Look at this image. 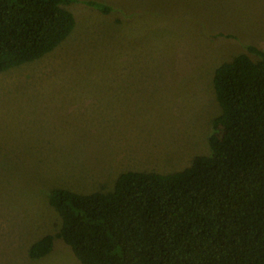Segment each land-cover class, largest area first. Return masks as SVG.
I'll list each match as a JSON object with an SVG mask.
<instances>
[{"label": "rangeland", "instance_id": "obj_1", "mask_svg": "<svg viewBox=\"0 0 264 264\" xmlns=\"http://www.w3.org/2000/svg\"><path fill=\"white\" fill-rule=\"evenodd\" d=\"M67 9L72 34L43 58L0 73V264H81L55 238L49 193L113 191L120 174H170L211 153L221 114L214 74L264 51V0H95Z\"/></svg>", "mask_w": 264, "mask_h": 264}, {"label": "trees", "instance_id": "obj_2", "mask_svg": "<svg viewBox=\"0 0 264 264\" xmlns=\"http://www.w3.org/2000/svg\"><path fill=\"white\" fill-rule=\"evenodd\" d=\"M74 3L114 11L95 0H0V73L67 40ZM247 49L259 59L238 54L215 71L209 155L175 173H122L113 191L52 190L60 232L29 256L46 257L58 238L81 264H264V51Z\"/></svg>", "mask_w": 264, "mask_h": 264}]
</instances>
